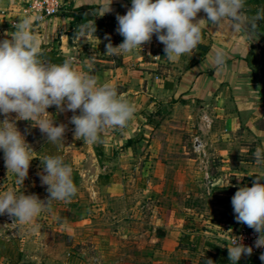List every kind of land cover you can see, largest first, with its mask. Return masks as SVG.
Returning <instances> with one entry per match:
<instances>
[{
  "label": "crops",
  "instance_id": "0c3cea01",
  "mask_svg": "<svg viewBox=\"0 0 264 264\" xmlns=\"http://www.w3.org/2000/svg\"><path fill=\"white\" fill-rule=\"evenodd\" d=\"M23 1L28 0H0V10L8 13L0 18V39H10L15 24L25 18ZM66 2L56 17L32 22L41 50L48 47L66 59L71 57L77 70L94 75L101 83H115L135 112L125 127L106 129L97 142L89 143L74 136L71 117L78 115L79 109L75 113L59 111L54 105L47 109L54 124L65 125L63 149L58 156L72 166L77 188L70 199L49 205L59 209L53 228L77 244L90 241L80 247V254H85L82 264H231L217 234L202 226L205 220L200 223L189 218L188 198H175L178 191H190L175 184L176 175L198 177L203 182L206 171L198 165L189 170L174 168L173 162L207 164L213 157L218 159L216 172L208 177L213 184L229 186L205 187L211 194L206 199L214 201V206L223 211L216 213L222 216L235 215L231 197L238 187H251L257 174L264 175V164L258 165L254 157L257 149L264 150L263 53L260 41L249 30L246 15L241 13L243 23L224 18L212 24L201 10L194 18L202 29L200 43L192 52L171 61L155 34L131 53H106L109 42L113 46L123 42L116 16L126 13L131 0H112L111 11L104 14L106 0ZM86 6L95 7L91 9L93 20L105 16V28L95 33L85 31L82 36V27L89 23L74 27L72 16ZM218 47L227 52L222 69L213 63ZM28 122L37 127L34 121ZM195 139L201 147L198 156L190 157L187 148L193 147ZM230 159L239 165L224 170L223 163ZM82 182H88L91 190L93 202L90 209L86 208L90 212H81L77 218L69 213L67 217L70 201L81 197L77 185ZM100 191L104 193L102 199ZM19 230L24 231L23 227ZM86 230L88 233H84ZM27 234L21 232L19 236L24 241H39L37 235ZM117 237H123L126 247L132 240L142 243L132 253L120 252L117 246L109 251ZM218 250L227 261L214 259ZM44 253L23 252L20 264H25V259L33 264H70L63 258L52 259L51 249Z\"/></svg>",
  "mask_w": 264,
  "mask_h": 264
},
{
  "label": "clouds",
  "instance_id": "9594fccd",
  "mask_svg": "<svg viewBox=\"0 0 264 264\" xmlns=\"http://www.w3.org/2000/svg\"><path fill=\"white\" fill-rule=\"evenodd\" d=\"M245 0H131L125 14H117V31L123 42L106 45L109 55L131 53L149 42L156 35L164 45L165 56L171 61L190 53L202 38L197 13L203 10L207 20L219 24L228 18L243 23L241 9ZM112 0L102 6L103 14L111 11ZM95 33L94 24L81 29ZM0 39V150L4 153L7 170L15 174L18 184L28 175L30 145L18 130L15 120L35 122L41 133L52 143L63 141L65 125L54 124V117L47 109L56 106L59 111L79 109L71 117L74 136L95 143L106 129L123 128L134 115L133 104L119 93L112 82L101 83L97 77L74 67L73 58L62 63H49L41 59V42L32 32V21L24 18L15 24L14 35ZM108 38L107 36L105 37ZM227 52L214 50L213 63L223 68ZM16 113L15 120L9 118ZM256 163L264 164V150L254 153ZM41 183L47 185L50 200L66 201L77 191L73 181V168L62 156H46L42 161ZM264 175L257 174L252 186H240L231 197L235 220L259 233L255 247L264 248ZM229 186L215 182L212 187ZM35 194H17L13 190L0 193V215L7 213L14 220L27 222L35 218L47 204ZM228 256L231 264L243 255H250L252 247L246 246L241 237L231 239ZM260 259L264 261V253ZM212 262V261H211Z\"/></svg>",
  "mask_w": 264,
  "mask_h": 264
},
{
  "label": "rangeland",
  "instance_id": "374dc122",
  "mask_svg": "<svg viewBox=\"0 0 264 264\" xmlns=\"http://www.w3.org/2000/svg\"><path fill=\"white\" fill-rule=\"evenodd\" d=\"M22 4L24 7V5L26 4L25 1H23ZM15 117V113L9 114L10 119L15 120ZM4 118V116L0 115V119ZM15 122L18 130L25 136L26 142L30 145V155L31 157H33V159L30 161L28 175L24 179L23 184H18L16 182L17 178L15 174H13L11 170H7L4 161V153L2 150H0V193L13 190L18 195L23 193L25 195L35 194L40 200L47 203L49 197L47 185L42 184L40 179V174L43 172L42 161L44 160L42 156L41 145L43 142V137H45V135L41 133V131L37 127L32 126L27 120H15ZM187 150L190 157L198 156L197 150L194 151L193 147L191 148L190 146L187 148ZM218 163L219 161L216 157H213V159L207 162V164L199 161L173 162L174 168L180 166L185 170H189L190 168H196L198 165V169H200L201 171H206L203 182L199 181L200 179L198 177L195 179V177H189V175H176L174 180H178V182L175 184L184 186L190 191L189 194L187 192L180 193V191H178L175 193V198L178 201H184V198H188L186 202L190 207L189 218L192 220H194L193 218H196V222L200 223L205 220V222L202 223L204 224L202 226L206 225L208 227V230L215 234L218 233L220 227L223 228V222L225 219L235 217V215L233 214L231 216H222L221 213H216L217 211H223L214 206V201L206 199V197L211 196V194H208L205 185L210 188H212L213 185L211 178L208 177V174H213L214 172H216V166L218 165ZM223 165H225L224 170H229V167H236L239 165V163L237 162V160L233 161L232 159H230L229 161L227 160L226 162H224ZM202 183H204V185ZM77 187L81 193V197L77 200L70 201L69 204L71 206V210H67V212L65 211L67 217L70 216L69 213H73V216L77 218L81 216V212L82 214L83 212H90L89 210L86 211L87 209H90V204L93 202L91 201L93 198L90 197L91 190L88 182H86V184H83V182L82 184L78 183ZM103 194L104 193L100 191L99 197L103 196ZM58 203L59 200H50L49 203H47L43 207L42 211L35 218L27 222L18 221L17 226L14 225L17 220H14L13 224H9L6 222L5 216L7 213L0 215V264H20V259H22L21 254L23 252L30 253L33 251H38L40 255H43L45 250L50 249L52 250V252H54V256L52 259L58 260L60 258H63L66 259L70 264L84 263L85 254H80V247L86 244H90V241L81 243L83 241L80 240V242L78 241L77 244L74 241L69 240L68 236L64 235L63 233H59L53 228V221L56 219L59 209L57 206H51L50 209L49 205H55ZM48 217H50L51 219L49 223H46ZM36 220L39 223H36ZM19 227H23L24 231L19 230ZM11 232L14 233L8 235ZM21 232H23V235H26L28 233L27 236L37 235L39 237V241H24L23 238L19 236ZM84 233H88V231L86 230V232ZM119 238H121L122 240H119ZM123 240V237H117L116 241H113L111 243L112 247L109 249V251L114 247L116 248L117 246L120 252L125 251L128 253H132L133 250L137 248V245L142 243L141 241L132 240V242H129L132 245L130 247H126ZM45 246H47L46 249H44ZM21 248L23 249L21 250ZM76 252H78L79 254H76ZM24 262L25 264H33L31 260L28 259H25Z\"/></svg>",
  "mask_w": 264,
  "mask_h": 264
},
{
  "label": "built area",
  "instance_id": "2783aa9c",
  "mask_svg": "<svg viewBox=\"0 0 264 264\" xmlns=\"http://www.w3.org/2000/svg\"><path fill=\"white\" fill-rule=\"evenodd\" d=\"M23 7V15L32 22H42L45 20H50L56 17L61 11H63L67 5L66 0H28ZM8 13L6 10H0V18H4ZM15 24V21L11 22ZM112 130V129H110ZM201 143L198 139L194 140L193 148L194 150H200ZM6 222L13 224L14 218L6 214ZM223 228H219L217 236L220 238L223 248L228 252L227 246L231 239L235 237H241L242 242L246 246L252 247V253L250 255H243L238 260L244 264H259L264 261L260 259L262 253H264V248L255 247V240L259 233L255 232L252 228L248 227L246 224L239 223L235 220V217H231L224 220Z\"/></svg>",
  "mask_w": 264,
  "mask_h": 264
},
{
  "label": "trees",
  "instance_id": "16d2710c",
  "mask_svg": "<svg viewBox=\"0 0 264 264\" xmlns=\"http://www.w3.org/2000/svg\"><path fill=\"white\" fill-rule=\"evenodd\" d=\"M92 8L95 9V7L86 6L72 16L74 27L82 22H85L89 23V25L95 23L96 29L105 28V16H100L99 20H93V14L91 12ZM241 13L246 15L250 32H252L260 41L264 67V0H245ZM41 59L47 60L49 63H62L66 58L58 54L56 51L48 47H44L41 50ZM41 147L42 153L44 157H46L60 154L63 149V144L62 141H58L56 143L49 142L46 137H43ZM213 256L216 261H227L226 257L224 258L223 252L219 250L216 251Z\"/></svg>",
  "mask_w": 264,
  "mask_h": 264
}]
</instances>
